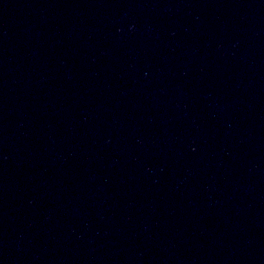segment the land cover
<instances>
[{
    "label": "water",
    "instance_id": "obj_1",
    "mask_svg": "<svg viewBox=\"0 0 264 264\" xmlns=\"http://www.w3.org/2000/svg\"><path fill=\"white\" fill-rule=\"evenodd\" d=\"M202 3L264 155V0H202Z\"/></svg>",
    "mask_w": 264,
    "mask_h": 264
}]
</instances>
